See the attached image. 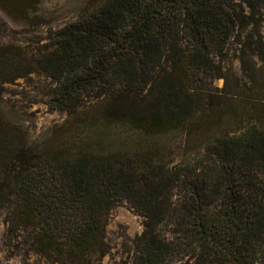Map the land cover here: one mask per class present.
<instances>
[{
    "label": "trees",
    "instance_id": "trees-1",
    "mask_svg": "<svg viewBox=\"0 0 264 264\" xmlns=\"http://www.w3.org/2000/svg\"><path fill=\"white\" fill-rule=\"evenodd\" d=\"M40 2L0 9L33 26ZM259 10L264 0H102L34 54L0 46V93L43 75L47 106L67 116L41 143L0 116V205L34 252L93 264L123 202L142 227L127 264H264V34L237 56L242 79L226 54L264 23ZM171 134L199 152L169 166L156 139Z\"/></svg>",
    "mask_w": 264,
    "mask_h": 264
},
{
    "label": "rangeland",
    "instance_id": "rangeland-1",
    "mask_svg": "<svg viewBox=\"0 0 264 264\" xmlns=\"http://www.w3.org/2000/svg\"><path fill=\"white\" fill-rule=\"evenodd\" d=\"M101 1L41 0L34 13L38 20L33 26L13 19L0 9V30H6L0 34V46L15 45L24 49L28 55L34 54L37 49L47 45L46 35L49 30H57L79 19ZM259 12L263 18L264 11ZM258 34H264V23L255 29L246 27L241 32H236L229 40L226 54L229 74H232L233 78L242 79L237 56L240 50H244L245 45L257 39ZM227 80L231 83V77L228 76ZM212 85L220 89L223 79L215 80ZM53 87L50 79L40 74H29L10 85H5L0 93V116L20 126L27 133L31 143L56 142L58 138L54 137L56 141L50 139L51 132L62 127L67 116L64 112L52 110L47 106ZM156 141L167 142L169 148L164 153L167 159H171L169 166L195 157L199 152L197 144L183 148L177 135L163 136ZM141 230L140 219L134 216L129 207L123 202L116 205L108 215L105 226L106 252L93 264H127L131 251L130 241L139 235ZM27 237V232L11 228L10 212L0 205V264H60L34 252L26 243Z\"/></svg>",
    "mask_w": 264,
    "mask_h": 264
}]
</instances>
